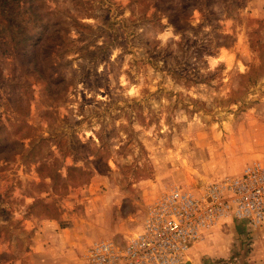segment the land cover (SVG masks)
I'll return each mask as SVG.
<instances>
[{
  "label": "rangeland",
  "instance_id": "rangeland-1",
  "mask_svg": "<svg viewBox=\"0 0 264 264\" xmlns=\"http://www.w3.org/2000/svg\"><path fill=\"white\" fill-rule=\"evenodd\" d=\"M195 1L0 0L38 48L16 64L0 15V264H82L173 187L264 167V0ZM238 224L185 263L264 264Z\"/></svg>",
  "mask_w": 264,
  "mask_h": 264
},
{
  "label": "built area",
  "instance_id": "built-area-1",
  "mask_svg": "<svg viewBox=\"0 0 264 264\" xmlns=\"http://www.w3.org/2000/svg\"><path fill=\"white\" fill-rule=\"evenodd\" d=\"M264 224V167L208 184L198 193L173 187L148 206L138 231L123 243L88 246L82 264H184L194 246L219 226ZM192 244V245H189Z\"/></svg>",
  "mask_w": 264,
  "mask_h": 264
},
{
  "label": "trees",
  "instance_id": "trees-1",
  "mask_svg": "<svg viewBox=\"0 0 264 264\" xmlns=\"http://www.w3.org/2000/svg\"><path fill=\"white\" fill-rule=\"evenodd\" d=\"M193 1H194V4L191 5L189 0H180V2H179L180 8L178 9V14L179 13H186L190 9V7L197 5V4H195L196 1L195 0H193ZM210 1H213V0H210ZM1 7L2 6H0V15L5 16L6 20L10 19L8 21H11V22L7 23V27L10 29V33L12 34V36L10 35V37H16L17 38L19 36H25L24 40L22 42L20 40H18L14 44L16 46V48H14V52L12 54L16 64L19 63V61H20V63L22 65H25L26 60H27L28 56L31 55V53L34 52V55L37 54V52H38V48L36 45L37 42L34 41L33 44L28 47V42L31 39L30 34H29V30L27 28L24 29V26H22L21 24L19 26H14L13 21L15 18L9 14L5 15L3 10H2L3 8H1ZM194 9L195 8H193V10ZM222 12H227V10H222ZM168 13H173V12L170 11ZM169 15H171V14H169ZM177 19H178V16L176 14L172 19V21H173L172 23L177 25V23H178ZM3 35H4V30L0 27V41H1V36L4 37ZM0 43L3 44L2 41ZM47 44L49 45V42H46V43L44 42L42 44V48L48 49L49 47ZM44 57L47 59L46 53H45ZM50 70L51 69H50L49 65L48 66L43 65L42 67L38 68V75H40L41 78L46 79V81H48L46 77L50 75ZM236 229H237L238 233L240 234V236H243L246 241L250 240L251 232L250 233L246 232L244 225L242 223L238 224L236 226ZM246 233H248V234H246Z\"/></svg>",
  "mask_w": 264,
  "mask_h": 264
},
{
  "label": "water",
  "instance_id": "water-1",
  "mask_svg": "<svg viewBox=\"0 0 264 264\" xmlns=\"http://www.w3.org/2000/svg\"><path fill=\"white\" fill-rule=\"evenodd\" d=\"M185 264H192L191 262H187V263H185Z\"/></svg>",
  "mask_w": 264,
  "mask_h": 264
}]
</instances>
